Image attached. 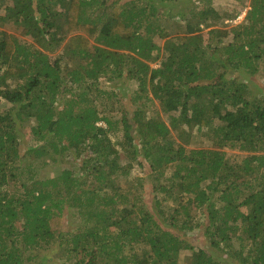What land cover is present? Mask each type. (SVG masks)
Masks as SVG:
<instances>
[{"label":"trees","instance_id":"obj_1","mask_svg":"<svg viewBox=\"0 0 264 264\" xmlns=\"http://www.w3.org/2000/svg\"><path fill=\"white\" fill-rule=\"evenodd\" d=\"M0 7V264H44L43 251L59 264H179L184 251L183 264H264V91L244 80L264 71V0L229 29L238 9L186 0ZM32 119L41 144L26 153L68 154L76 170H22ZM133 161L149 166L142 200L122 185Z\"/></svg>","mask_w":264,"mask_h":264},{"label":"rangeland","instance_id":"obj_2","mask_svg":"<svg viewBox=\"0 0 264 264\" xmlns=\"http://www.w3.org/2000/svg\"><path fill=\"white\" fill-rule=\"evenodd\" d=\"M249 3H250V0H186V4H188L189 7H198L201 9L211 8V9H215L218 11H226L229 13H231L233 10L238 9L239 12L235 15L234 18L226 20L225 23L223 22L221 25L218 26V27L226 28V29L231 28L233 25H236L243 20L247 10L249 9ZM3 11H4L3 7H0V14L3 13ZM203 32L205 31L203 30ZM230 36H232V34H230ZM229 39L230 38L227 37V40ZM23 40L29 41L30 38L23 37ZM227 40L225 38L224 42H226ZM155 65L156 64L154 63L153 66ZM238 74H236V72L234 73L235 76H237L238 78H241V76ZM244 80H246V82H248L250 86L255 82L256 84L262 86V90L264 91V71L262 69H259L258 71H256L251 77L250 75H248L247 78H245ZM98 85L101 88H106V89L109 88V89H113L116 91L118 90L119 92H121V94L124 91L127 93L131 92L132 90H134V87H135L133 81H127L125 78L120 79L118 82H115V81L112 82L110 80L107 81L104 77H100ZM126 99H127V96H126ZM34 123L35 121L34 119H32L25 124L26 126L23 128L24 136H22L23 139H21L19 143L20 144L19 146L20 154L23 156V158L20 161V164L22 165V170L24 171L30 170L31 174L32 173L34 174V175L32 174L34 178L35 177L36 178L52 177V174L54 175L58 170H62L63 168H71V169L76 170L77 169L76 164H77L78 159H74L68 154H58L56 156L55 155L51 156V152H50V154L44 153L41 156L40 155L37 157L34 156L35 159H32L31 158L32 156L26 153V149L29 148L30 146L41 144L40 142H36L35 139L32 137L30 129H31V125H33ZM102 125H104V123H102ZM111 137L113 141L116 143L117 141L121 139L117 135V133H114V132L111 133ZM197 142H199V139H196L195 142L189 145L188 147L195 148V147L200 146ZM225 151L227 152L226 154L227 160L229 159L234 160V158L241 159L243 155H245L243 151H240L238 149H225ZM132 163L133 164H132V168L130 169L129 180L127 181L128 183L122 184L125 188V194L128 191H131L130 197L138 196V198L140 199L141 197L146 198L147 195L145 196V193L147 189L149 188L148 187L149 185L145 183V186L142 187L140 186V182L143 181V176L145 177L146 175H148L149 166L148 165L144 166V164L138 165L135 161H133ZM27 175L29 176V173H27ZM144 200L146 201V206L149 207L150 204L147 203L148 201L146 199ZM78 223H79V219L77 217H73L70 214L65 216V225L73 226L75 224L77 225ZM202 233H203V230L201 227L196 228L195 234L191 233L188 235L189 242H193L195 239L197 242V240L200 238ZM194 235L196 237L194 240H192L194 238ZM50 253H46L45 251H43L42 254L39 255V258H42L43 256L47 258L44 264H57V263L59 264V261L54 258L57 255L56 254L53 255L52 253L51 254ZM184 253H188V251H184L181 253L179 264H183L182 256Z\"/></svg>","mask_w":264,"mask_h":264}]
</instances>
